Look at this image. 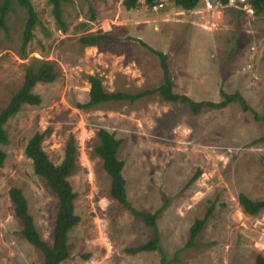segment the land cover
Listing matches in <instances>:
<instances>
[{"label":"rangeland","instance_id":"rangeland-1","mask_svg":"<svg viewBox=\"0 0 264 264\" xmlns=\"http://www.w3.org/2000/svg\"><path fill=\"white\" fill-rule=\"evenodd\" d=\"M30 2L37 22L24 55L23 7L13 6L7 31H0V109L21 85L30 58L54 61L58 75L34 87L39 105H23L4 126L8 144L1 146L6 159L0 167V264H43L40 251L20 233L10 187L21 189L40 237L51 241L56 197L23 152L28 138L43 131L41 148L54 164L60 163L69 136L77 149V167L68 180L79 222L68 232L69 256L61 264H162V256L167 264H255L257 254L264 258V209L249 216L237 202L238 193L264 199L263 122L254 120L251 111L233 102L194 114L187 104L165 101L158 93L132 103L76 106L88 98L87 75L98 76L108 92L129 94L162 82L158 58L139 39L167 56L172 92L219 102L220 88L238 91L262 114L264 16L250 20L233 9L210 13L201 10V1L189 11L165 1L154 12L142 0L130 10L121 0H64L61 28L48 0ZM99 30L110 38L81 45L80 36ZM99 128L121 140L117 157L123 161L131 206L148 212L163 208L156 220L159 250L125 251L148 241L152 230L109 196L110 178L93 152ZM196 170L200 175L188 183ZM210 202L213 213L195 246L181 250L191 224Z\"/></svg>","mask_w":264,"mask_h":264},{"label":"trees","instance_id":"trees-1","mask_svg":"<svg viewBox=\"0 0 264 264\" xmlns=\"http://www.w3.org/2000/svg\"><path fill=\"white\" fill-rule=\"evenodd\" d=\"M63 1L64 0H48L51 4V14L57 25L61 28L64 26L61 19V3ZM139 1L140 0H121V5L125 10L135 9L139 6ZM165 1L170 2L174 6L185 11L194 9L199 2V0H142L143 4L149 11L151 5L163 4ZM219 1L226 2L227 0ZM247 1L254 9L256 16H264V0ZM14 5L21 6L26 11V19L22 29L20 46V51L22 55H24L26 45L33 38L32 31L37 22V14L33 9L30 0H0V31H7L6 17L8 12L13 9ZM109 38L110 35L108 32L99 30L80 36L79 42L82 46L89 47L96 46L98 43L108 40ZM135 41L158 58L162 72V82L154 89L129 94L120 91L108 92L104 90L102 81L98 76L87 75V81L89 83L87 93L88 98L84 103L76 104L77 108L88 109L96 105L117 101H127L132 103L140 97L158 93L165 101L187 104L194 114L198 113L203 107L222 109L230 103L237 102L243 111H251L254 120L262 121L264 129V113L257 114L252 110L238 91L226 93L220 88L219 94L222 99L219 102L193 101L184 94L172 92L167 56L164 53L149 47L139 39H135ZM57 75L54 61L32 57L24 65L21 85L10 95L6 105L0 109V167L3 166L6 159V153L1 146L8 144V136L4 129L5 124L23 105H39L41 99L33 92L34 87L37 84L53 82L57 78ZM44 134L45 131L35 132L29 137L24 146L23 152L25 157L29 158L31 161L33 173L44 180L48 189L56 197V212L50 234V244L40 237L34 224L33 216L28 211V204L21 189L14 186L10 187L8 189V196L12 205L13 214L21 224L20 233L25 241L40 251L43 258V264H61L69 256V247L67 243L68 232L79 222V216L74 212L76 193L73 191L68 180L77 167V149L75 139L73 136H69L64 144L63 157L60 163L54 164L41 148ZM96 135L98 143L94 146L93 152L101 159L102 167L110 178L108 190L109 196L121 203L135 217L140 218L152 230L151 237L148 241L136 247L126 248L125 251L128 253H138L159 250V233L156 220L163 208L161 207L154 212H148L136 210L131 206L126 196L125 179L122 173L123 161L117 157L121 140L117 139L113 132L108 131L105 128H99ZM259 140L264 142V131ZM199 175L200 171L196 170L194 175L189 178L188 183L193 182ZM237 202L241 207L242 212L249 216H255L264 209V199L252 200L244 193H238ZM213 210L214 204L210 202L204 215L193 221L189 228L188 240L181 250L195 246V238L202 230L207 220L211 217ZM83 257L87 258L88 255ZM174 260H177L176 255ZM161 263H168L164 256L161 257ZM255 264H264V258L262 255H256Z\"/></svg>","mask_w":264,"mask_h":264},{"label":"built area","instance_id":"built-area-1","mask_svg":"<svg viewBox=\"0 0 264 264\" xmlns=\"http://www.w3.org/2000/svg\"><path fill=\"white\" fill-rule=\"evenodd\" d=\"M202 3V11L210 13H219L222 10L231 8L243 15L247 16L250 20L256 19L258 16L255 15V11L247 0H227L226 2H221L219 0H199ZM163 3V2H162ZM163 4H153L150 6V11H158L163 8ZM104 27V26H103ZM101 29L102 26H101ZM104 30V29H103Z\"/></svg>","mask_w":264,"mask_h":264},{"label":"crops","instance_id":"crops-1","mask_svg":"<svg viewBox=\"0 0 264 264\" xmlns=\"http://www.w3.org/2000/svg\"><path fill=\"white\" fill-rule=\"evenodd\" d=\"M101 26H102V24H101ZM102 28L104 29V30H107V28H105V27H103L102 26ZM263 55V57H264V54H262ZM255 77H257V76H255ZM241 94V93H240ZM258 95V94H257ZM241 96L244 98V94H241Z\"/></svg>","mask_w":264,"mask_h":264}]
</instances>
